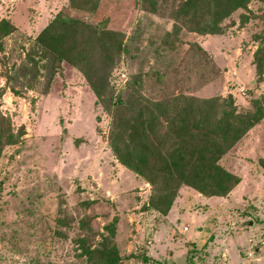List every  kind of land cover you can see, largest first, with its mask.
I'll return each instance as SVG.
<instances>
[{"label": "rangeland", "instance_id": "374dc122", "mask_svg": "<svg viewBox=\"0 0 264 264\" xmlns=\"http://www.w3.org/2000/svg\"><path fill=\"white\" fill-rule=\"evenodd\" d=\"M170 1L151 12L140 0H0V19L14 25L0 46V115L25 127L0 156V264H100L104 250L116 264H264V72L253 64L264 2L201 34L170 17ZM57 14L114 32L119 50L95 48L89 60L106 77L115 66L116 91L99 99L81 70L44 56L37 37ZM229 94L234 114L260 116L218 158L238 181L210 196L181 184L157 211L151 184L112 152L113 119L132 115L125 102L136 98L216 105ZM159 118L150 136L167 154L169 123Z\"/></svg>", "mask_w": 264, "mask_h": 264}, {"label": "trees", "instance_id": "16d2710c", "mask_svg": "<svg viewBox=\"0 0 264 264\" xmlns=\"http://www.w3.org/2000/svg\"><path fill=\"white\" fill-rule=\"evenodd\" d=\"M140 1L148 11L156 12L160 9L158 0ZM249 1L171 0L169 13L174 21L186 25L190 31L216 34L222 31L221 22L235 10L247 8ZM160 6L163 9L166 7L162 4ZM13 30L14 25L9 19H0V46L2 39ZM254 39L258 41V46L253 53V64L257 76L261 78L264 72V31L255 34ZM37 41L41 52L52 60L55 68L59 60L65 59L81 70L99 99H103L105 88H109L112 93L116 91L114 74L110 76L115 66L106 77L102 73L96 74L94 64L89 60L95 48V51L101 48L106 52L107 46H110L119 50L120 41H115L113 31L99 28L88 21L57 14L39 34ZM135 83L138 87L139 76ZM131 87L133 94L139 92L134 85ZM229 100L214 105L212 98L209 100L194 96H171L158 101L136 98L133 102H125L129 108L136 107L132 115L116 116L113 119L108 135L112 152L125 167L151 184L149 205L154 209L161 213L168 211L177 187L184 183L207 196L223 195L236 184L237 178L221 168L217 163L218 158L260 116L252 113L234 114L230 108L232 101ZM122 102L120 97H116L114 103L116 106ZM218 112L223 115L220 116ZM159 115L169 123L171 138L167 139L170 144L167 154L155 147L150 136V131L160 121ZM24 135L23 125L15 131L9 120L0 115V156L4 146L18 143ZM112 254L117 255L104 250L100 254V264H116V257ZM90 257L91 253L87 252L86 258L89 260Z\"/></svg>", "mask_w": 264, "mask_h": 264}, {"label": "built area", "instance_id": "2783aa9c", "mask_svg": "<svg viewBox=\"0 0 264 264\" xmlns=\"http://www.w3.org/2000/svg\"><path fill=\"white\" fill-rule=\"evenodd\" d=\"M116 77V76H115ZM114 80V79H113ZM126 81V80H125ZM183 231H187L188 230V226L184 225L183 227Z\"/></svg>", "mask_w": 264, "mask_h": 264}, {"label": "water", "instance_id": "95a60500", "mask_svg": "<svg viewBox=\"0 0 264 264\" xmlns=\"http://www.w3.org/2000/svg\"><path fill=\"white\" fill-rule=\"evenodd\" d=\"M231 98H232V95H231V94H229V95H228V99H231Z\"/></svg>", "mask_w": 264, "mask_h": 264}]
</instances>
